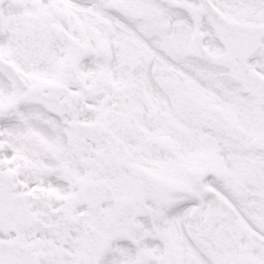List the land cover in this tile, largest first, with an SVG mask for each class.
<instances>
[{
    "label": "snow or ice",
    "instance_id": "snow-or-ice-1",
    "mask_svg": "<svg viewBox=\"0 0 264 264\" xmlns=\"http://www.w3.org/2000/svg\"><path fill=\"white\" fill-rule=\"evenodd\" d=\"M0 264H264V0H0Z\"/></svg>",
    "mask_w": 264,
    "mask_h": 264
}]
</instances>
